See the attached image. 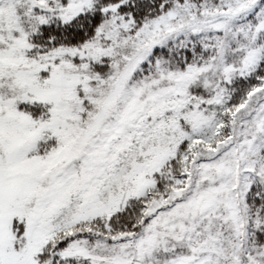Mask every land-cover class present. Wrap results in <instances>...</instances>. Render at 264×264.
<instances>
[{
  "label": "snow or ice",
  "instance_id": "obj_1",
  "mask_svg": "<svg viewBox=\"0 0 264 264\" xmlns=\"http://www.w3.org/2000/svg\"><path fill=\"white\" fill-rule=\"evenodd\" d=\"M0 264H264V0H0Z\"/></svg>",
  "mask_w": 264,
  "mask_h": 264
}]
</instances>
